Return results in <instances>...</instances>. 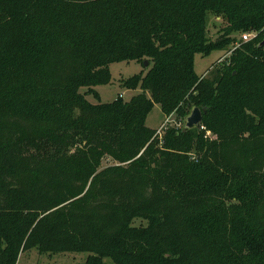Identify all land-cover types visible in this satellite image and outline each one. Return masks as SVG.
<instances>
[{"label":"trees","instance_id":"1","mask_svg":"<svg viewBox=\"0 0 264 264\" xmlns=\"http://www.w3.org/2000/svg\"><path fill=\"white\" fill-rule=\"evenodd\" d=\"M262 41L264 0H0V264L33 249L264 264ZM223 50L198 76L196 56ZM132 61L148 71L123 87L141 93L101 103L110 65ZM155 104L183 121L206 110L204 131L160 139Z\"/></svg>","mask_w":264,"mask_h":264},{"label":"rangeland","instance_id":"2","mask_svg":"<svg viewBox=\"0 0 264 264\" xmlns=\"http://www.w3.org/2000/svg\"><path fill=\"white\" fill-rule=\"evenodd\" d=\"M209 37L212 40H216L221 36V29L224 26L220 20L209 15ZM236 43H231L229 50L233 49ZM228 49V48H227ZM229 50H223L219 52H213L207 57L197 55L195 58V71L198 76H203L213 65L224 61ZM112 80L110 84L101 85L96 88L99 93L101 103H111L116 100L119 95L123 97L125 101H130L134 96L141 93L140 88L137 90H129L123 87V82L126 80L143 73H147L148 66L145 64L132 61V62H116L112 63L109 67ZM87 99L97 104L99 101L90 95ZM147 126L151 129L157 130L156 135L160 139L164 136V132L169 127L183 128V120L178 118L176 114L169 117L165 115L159 104H155L151 112L147 117ZM205 127L203 126V129ZM201 129V131H204ZM205 138L212 139L214 136L206 132ZM196 156H192L195 159ZM116 163L110 159L105 158L102 162V169L115 165ZM139 222H137L138 224ZM90 254L87 252L82 253H59V254H40L36 249L21 254L18 264H86L87 258ZM104 264H114L111 259L105 258Z\"/></svg>","mask_w":264,"mask_h":264},{"label":"water","instance_id":"3","mask_svg":"<svg viewBox=\"0 0 264 264\" xmlns=\"http://www.w3.org/2000/svg\"><path fill=\"white\" fill-rule=\"evenodd\" d=\"M264 46V41L259 44V47ZM145 65L148 66V62H145ZM206 110L200 109L199 107H194L190 114L184 118L183 121V133H188L192 130H201L203 129V114Z\"/></svg>","mask_w":264,"mask_h":264},{"label":"built area","instance_id":"4","mask_svg":"<svg viewBox=\"0 0 264 264\" xmlns=\"http://www.w3.org/2000/svg\"><path fill=\"white\" fill-rule=\"evenodd\" d=\"M252 38H253V37L250 36L249 34H245V35L242 36L243 41H246V42H247V41H250Z\"/></svg>","mask_w":264,"mask_h":264}]
</instances>
